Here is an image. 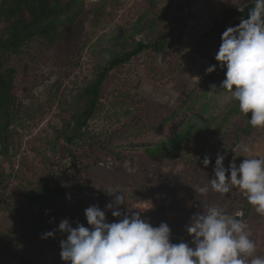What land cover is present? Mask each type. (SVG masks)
I'll use <instances>...</instances> for the list:
<instances>
[{
	"label": "rangeland",
	"instance_id": "374dc122",
	"mask_svg": "<svg viewBox=\"0 0 264 264\" xmlns=\"http://www.w3.org/2000/svg\"><path fill=\"white\" fill-rule=\"evenodd\" d=\"M215 1L77 0L79 17L72 26L60 24L64 32L56 44L38 38L8 60L15 69L11 90L15 116L8 126L7 152L0 154V264H23L30 255L37 264H49L46 258L35 257L47 255V244L30 239V234L40 210L60 215L64 208L61 200L29 207L23 195L40 185L62 179L71 189L67 204L79 209L80 196L111 189L116 174L113 190L118 188L130 201L132 213L149 220L145 216L149 211L170 203L162 192L169 179L175 181L174 192L167 196L174 204L182 198L196 202L192 189L214 178L218 153L225 155L226 168L240 144L251 146L253 155L264 156V128H252L230 93L220 87L226 69L206 73L207 67L217 64L219 49L216 35L204 36L213 19H221L213 8ZM246 1L240 0V8ZM1 18L0 37H5L12 21ZM140 41H163L164 48L159 53L144 49L108 72L84 137L68 145L65 136L85 104L84 89L98 68ZM179 133L185 134L177 148L163 146ZM155 145L164 148L149 156L146 149ZM205 156L211 160L208 167L203 165ZM243 159L236 158L237 166ZM140 183L145 190L135 194ZM76 185L83 195L76 192ZM209 191L213 196L202 198L199 212L217 205L230 215H242L247 199L238 188L233 187L227 199ZM77 209L72 227L85 221ZM243 220L256 243V255L264 256V216L251 206ZM54 230L51 246L67 237ZM191 239L184 226L178 243L194 247Z\"/></svg>",
	"mask_w": 264,
	"mask_h": 264
},
{
	"label": "clouds",
	"instance_id": "9594fccd",
	"mask_svg": "<svg viewBox=\"0 0 264 264\" xmlns=\"http://www.w3.org/2000/svg\"><path fill=\"white\" fill-rule=\"evenodd\" d=\"M228 2V0H225ZM239 11L240 0H230ZM215 54L217 64L206 69L207 74L225 70L222 90L230 93L240 113L248 117L252 128H264V0H255L247 16L241 17L236 26L227 27ZM210 87L215 90L216 85ZM249 114L250 117H249ZM235 155L224 165L225 155L217 154L213 168L214 178L210 189L219 194L230 193L236 187L264 216V156L253 155V149L240 144ZM241 152L243 155H241ZM244 157L237 166L236 158ZM211 160L203 159L208 167ZM196 193L206 195L209 185L195 188ZM118 188L109 195L114 200L105 208L111 212L114 222H107L106 211L98 205L85 209L87 224L79 221L72 227L69 219L61 220L58 230L67 237L60 242V259L66 264H264V256L256 255V243L246 230L239 215H230L217 205L203 207L190 217L186 231L189 243L170 242L171 230L167 223L152 226L140 212L128 214L120 210L126 204ZM70 199V197H69ZM128 207V206H127ZM55 230L42 235L54 237Z\"/></svg>",
	"mask_w": 264,
	"mask_h": 264
},
{
	"label": "trees",
	"instance_id": "16d2710c",
	"mask_svg": "<svg viewBox=\"0 0 264 264\" xmlns=\"http://www.w3.org/2000/svg\"><path fill=\"white\" fill-rule=\"evenodd\" d=\"M74 1L77 2V0H1L0 2L1 19L3 21H12L9 25L7 35L5 37H0V154L7 152L5 149L9 143V136L7 133L8 126L12 118L15 116V112L12 111L13 96L11 94L15 69L14 67L10 68L8 66V60L11 57L22 54L27 46L38 38L47 40L52 46L56 44L59 39L62 38L61 36L64 32L63 29H61L60 24L72 26L76 23L79 17L80 8L74 5ZM254 3L255 0L244 2L241 11H239L229 2H225V0L215 1L213 8L218 14H221V19L214 18L211 28L204 33V36L216 35L220 46V37L226 30V24L229 21L235 20V26L238 25L240 18H246L248 10L254 6ZM163 48V41H156L153 43H144L140 41L131 49L121 54H115L101 65L96 72L95 79L84 89L82 98L85 100V104L72 119L70 133L65 136L66 143L73 146L84 137V129L87 127L89 120L95 113L99 103L101 85L106 79L109 71L130 61L144 49H151L152 51L159 53ZM219 79L220 77H218L217 80ZM184 134L185 133H179L173 141H170L163 146L173 145L174 148H177V141L183 139ZM164 147L161 145H155L146 149V153L149 156L154 157L157 156ZM70 168L71 167H69L68 170H70ZM116 177V174H113L114 181L112 182L111 189L105 187L100 191V194L92 195L91 197H81L80 195H83L85 192L82 193L81 188L76 185L74 189L80 196L79 209H77V207L73 208L71 205L67 204V193L71 189L62 182V179L53 183H45L33 191L25 192L23 196L31 208L38 206L41 207L45 204H49L53 200H61V206L64 208L63 213L60 215H57L50 209L46 211L40 210L38 221L35 223V229H33L30 234V239L35 240L40 244H47L48 251H46L47 255L42 256V253V255H35V257H40L41 259L42 257L43 259L46 258V262H49V264H66V262H63L60 259V243L51 246L50 244L52 243L50 242V239L52 237L43 239L42 235L58 228L61 220L65 218L71 221L73 211L76 209L79 211V215L81 214L80 216H82L86 208L93 204L98 205L102 210L106 211L107 222H114L117 218H114L111 215V212L106 210L105 206L114 200V196L109 194L113 191V185H116ZM133 178L138 180L136 176ZM2 181L3 180L0 177V185ZM209 181L210 178L206 179V181H203L200 186L209 185L210 188ZM174 182L173 179H169L168 182L163 184L162 192L165 194L163 198H165L166 202L170 203L163 206V208L149 211L145 216H149V220L147 221L154 227H158L161 222L167 223L171 230L170 242L178 243L180 231L184 226L189 224L190 217L200 210V202L202 198L204 197L206 200L207 198L212 197L213 194L211 191H208L206 195L196 193L195 188L200 187L196 186L192 189V191H194L192 195L196 198V202H194L193 199L189 200L188 198V200H186L182 198L181 202L174 204V201L167 197L168 194L174 192V187L172 186ZM144 188V183H140L137 189L134 190V192H136L135 194L143 192L145 190ZM222 195L223 199L229 197V194ZM136 200H138V198H136ZM125 202L126 204L120 206V210L131 214V210L127 207L130 201L125 200ZM250 213L251 205L247 201H244L242 217L247 218ZM82 224L85 227H90L87 224L86 218ZM22 260L23 264H37L33 259V255Z\"/></svg>",
	"mask_w": 264,
	"mask_h": 264
},
{
	"label": "water",
	"instance_id": "95a60500",
	"mask_svg": "<svg viewBox=\"0 0 264 264\" xmlns=\"http://www.w3.org/2000/svg\"><path fill=\"white\" fill-rule=\"evenodd\" d=\"M236 215H239L243 219L241 214H239V213L234 214V216H236Z\"/></svg>",
	"mask_w": 264,
	"mask_h": 264
}]
</instances>
